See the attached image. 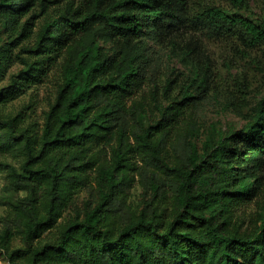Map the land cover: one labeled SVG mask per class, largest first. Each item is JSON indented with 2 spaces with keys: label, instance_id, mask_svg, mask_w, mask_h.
I'll use <instances>...</instances> for the list:
<instances>
[{
  "label": "trees",
  "instance_id": "1",
  "mask_svg": "<svg viewBox=\"0 0 264 264\" xmlns=\"http://www.w3.org/2000/svg\"><path fill=\"white\" fill-rule=\"evenodd\" d=\"M0 23V81L13 48L21 63L0 87V106L48 79L56 88L42 124L29 122L30 105L0 113V152L21 157L19 167L5 162L10 183L27 191L16 228L4 232L24 242L2 244L10 264H264V95L242 128L213 126L201 146L188 140L199 135L192 89L220 77L203 38L252 47L264 43V22L189 0H0ZM149 39L192 62L193 74L168 76ZM237 85L241 109L247 92ZM148 107L159 116L149 119ZM182 129L188 152L163 160ZM151 157L168 187L155 179L152 199L126 212L138 160ZM91 179L98 202L66 217Z\"/></svg>",
  "mask_w": 264,
  "mask_h": 264
},
{
  "label": "rangeland",
  "instance_id": "2",
  "mask_svg": "<svg viewBox=\"0 0 264 264\" xmlns=\"http://www.w3.org/2000/svg\"><path fill=\"white\" fill-rule=\"evenodd\" d=\"M193 8H198L200 4H216L228 8L232 12L255 20L264 22V0H248V7L243 9L235 8L230 0H189ZM18 3L19 0H14ZM26 18V17H25ZM23 17L22 20H25ZM1 26V23H0ZM1 42H4L3 29L0 32ZM6 39V38H5ZM207 52L212 56L216 70L220 75L218 81L210 87H205L202 91L192 89L195 96L194 114L199 128V135L189 134L188 140L196 142L201 146L202 141L207 137L211 127H216L222 131H232L242 128L251 119L252 110L261 96L264 95V43L252 47L244 46L239 40L232 37L223 38H203ZM151 52L165 68L168 76L176 81H181L193 74L194 65L192 62L183 61L180 55L159 42L152 39L148 40ZM18 49L13 48V61L7 68L3 79L0 81V87L9 84L11 75L21 67L20 61L15 57ZM242 83V88L247 94L246 103L241 109L235 108L236 104L242 100L239 99L238 85ZM55 84L53 79H48L45 83L34 85L27 92L20 95L13 101L0 106V113L5 116L14 114L23 107L29 114V122L34 121L42 124L44 112L49 108L50 102L55 97ZM244 102V101H243ZM167 103V101H165ZM149 119H155L159 112L154 107H148ZM171 142L165 151H162L163 160L172 162L175 157L185 156L188 152V145L185 140V131L182 129L179 135L170 134ZM145 161L139 162L141 167L140 174H137L135 180L128 190L125 197L123 209H140L148 203L153 195L154 189L152 182L160 179L159 189L168 187L171 176L165 171L161 159L151 157ZM0 264H10L3 255L2 244L5 240L13 247L24 245L21 235L15 233L9 236L4 235L6 226L11 230L16 228L18 220L15 215V206L24 203L27 191L19 186H13L10 183L8 169L5 162H9L19 167L21 157L18 152L12 148L0 152ZM159 190V191H160ZM99 200L98 187L94 180L83 186L75 195L72 204L67 208L64 215L66 217L74 216L77 212L83 213L87 206L95 205ZM255 209L254 205L249 210Z\"/></svg>",
  "mask_w": 264,
  "mask_h": 264
}]
</instances>
